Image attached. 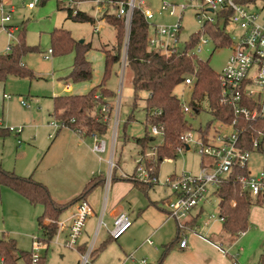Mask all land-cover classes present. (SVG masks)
<instances>
[{
	"label": "rangeland",
	"instance_id": "1",
	"mask_svg": "<svg viewBox=\"0 0 264 264\" xmlns=\"http://www.w3.org/2000/svg\"><path fill=\"white\" fill-rule=\"evenodd\" d=\"M31 1L32 0H4V2L8 3L6 9L11 7L15 8V12L12 14V21L7 25L18 27L19 31L15 34V39L10 38L3 30L4 28L2 27L0 18V55L7 54L8 47L16 44L23 30V23L27 31L28 45L39 46L41 49V53L27 56L29 68L36 75H39L38 77L41 80L36 79L31 81L30 79L11 77L7 81L5 87H0V129L6 130L11 127L24 128L20 136V140L22 141L21 144L14 133L0 136V164L7 170L16 171L20 176L29 177L33 175L35 180H37V177L45 179L50 183L51 189H49L51 193H53L58 200L67 201L78 193L79 186L81 185L79 181L83 176L87 179L91 173H103L105 178L109 177L110 153L111 156H113V154L116 153V147L118 152L117 159L115 156L113 158L115 159L116 166L114 170L116 176H121L123 175L122 173L132 176L136 169V161L139 159L138 152L140 149L136 144V140L145 135V104L144 101L139 102L138 110L135 112V120L126 124L132 111L134 95L132 74L127 69L124 57L121 64L114 69L113 75L107 84L108 88L116 94V99L114 100V114L110 126L111 133L107 138H104L107 143V152L100 155L93 154L91 151L93 148V141L90 139H86L85 145L81 146V148L74 146L75 144L70 140L71 135H69L70 133L67 131H63L59 139L60 141L53 145V139L56 137L58 130L51 126L52 123L56 122L55 119L50 116L53 113L52 98L55 97V93H61L63 91L66 82L72 84L70 81H67V77L70 75L71 68L74 65L75 53L66 56L53 55L51 59L46 60L44 58L45 53L52 49V32L55 27L64 24L65 29L70 31L76 40L80 42L86 40L87 43L93 42L95 46L100 36L104 39L107 37L110 41H113L114 31L113 29L103 30L100 36L97 33L94 36L95 27L91 24L74 23L71 20L65 21L67 19V11H59L58 0H41L34 10L28 8V4ZM72 1L74 2L73 8L75 11L80 10L81 12H89L91 15H98L97 10L101 7L100 14L103 16L104 8L107 7L109 9L111 6L109 0ZM145 2L147 6L155 12L160 9L161 0H145ZM66 3L67 2H65V4ZM61 4L65 6L63 2H61ZM94 7L96 10L93 9ZM194 16L195 12L193 10H188L185 14L183 21L184 28L180 33L178 43L180 48H184L185 44L190 40V37L201 28V25L198 24ZM124 19L126 22L124 42L126 46H128L131 24L127 22L126 18ZM153 22L169 25L174 23V18L169 17L167 14H156V18ZM220 25L223 26V23L221 22ZM232 29L233 27H229L227 31ZM113 42H103L99 48L101 51L91 50V54L89 53V59L92 62L94 70L93 79L86 83L89 84L88 87H91L89 91L98 86L101 82L104 72V54L102 50L111 49ZM231 55V48L222 47L217 50L214 44H210L208 50L200 55V60L207 62L215 73L221 74ZM79 84L80 83L73 85L76 91L80 90L78 88ZM5 94L9 98L5 99ZM174 94L179 100L189 103L192 88L185 87L181 84L175 89ZM182 94L184 97H182ZM145 97L146 96L143 95V99H145ZM21 100L27 102L30 107H23ZM201 108L198 114L195 112L186 114L188 123L192 125L194 129L193 134H195L196 140H198L197 131L213 121V115L208 107V102H203ZM214 128L219 130L218 123H214ZM115 131L117 132V143L113 137V132ZM226 131L231 133L232 129ZM125 134L129 138L127 141L124 139ZM159 143H161V138L158 137L155 144L159 145ZM100 158L104 159L105 162L101 163L99 161ZM202 161L203 159L199 154V145L196 144H191L190 150H186L184 153L178 155L176 159L164 161L161 164L158 177L161 185H155L154 189L149 192V197L153 201H156L170 194L171 191L163 187L162 184L168 177L174 174L198 176ZM84 163H87L90 169H86L87 167L83 168ZM250 168L255 173L263 170V159L259 154L253 156ZM136 178L144 182L139 177V172ZM64 180H71V184H69L67 188L62 186V181ZM211 192L212 191H210V194ZM98 198L100 199V197ZM101 201V209L104 206L107 207V204L110 208L114 202L112 195H110L109 202L107 196ZM123 205L126 206V203L123 202ZM43 211L44 209L41 205L32 206L27 199L12 189L7 187L1 189L0 240L3 238V234H6V238L8 237L16 240L20 251L30 253L33 246V237L43 238V234L38 229L37 224V218L43 214ZM213 214L217 216V219L212 220L211 226L219 227L218 222H221L219 199L216 196H213L212 203L207 205L206 215L202 216L201 224ZM66 215H68V213ZM106 222L109 228H112L113 223L112 220H109V217L106 218ZM98 223L99 218L95 225L90 226V223H88V230L91 236L88 245L94 240L95 234L98 231ZM173 226L172 223L171 227ZM136 228L137 224L119 238L118 241L112 240L107 251L98 260L94 261L92 259V264H122L126 255L136 252V249L140 247L132 237ZM249 228L251 229V225ZM200 231L201 233L206 232L204 230ZM139 236L143 238L141 243L148 237L145 236L144 232H141ZM103 237H106L105 228L103 229L101 239ZM97 243L98 236L96 238L95 247ZM155 243L160 249L158 241ZM143 255H147V259L152 264L158 259V254L147 246L143 247V249L137 253L136 257L139 259V257ZM43 256L46 259L45 264L82 263L81 254L77 250L66 249L56 246L55 244L50 246L47 253L44 251ZM0 264H2L1 259ZM19 264H26V262L22 260ZM127 264L134 263L129 261Z\"/></svg>",
	"mask_w": 264,
	"mask_h": 264
},
{
	"label": "trees",
	"instance_id": "2",
	"mask_svg": "<svg viewBox=\"0 0 264 264\" xmlns=\"http://www.w3.org/2000/svg\"><path fill=\"white\" fill-rule=\"evenodd\" d=\"M127 1L110 0L111 6L101 18L105 21L107 27L113 29L115 35V41L112 43L111 49L102 50L105 54V74L102 83L84 95H67L53 98L51 117L61 124L57 134L63 129H70L82 138L93 136L107 138L111 133L110 126L114 114V100L116 99L115 92L110 90L107 84L113 75L114 69L126 57L127 69L132 74L134 95L132 111L126 124L135 120V112L138 110L140 101H144L146 116L144 123L145 135L136 140V144L140 149L138 156L141 162L137 163L132 176L121 179L132 182L135 187L147 193L155 184L138 180L136 176L139 168L143 166L149 173L150 179L158 178L164 160H174L180 155L181 135L194 130L186 119L180 100L174 94L175 89L183 84L188 76L195 75L196 79L191 96V105L194 108L199 107L202 109L201 104L208 102V107L213 115V121L198 130L202 136L209 134L210 130L214 128V123L230 124L233 122L234 117L231 109L222 107L219 103L220 83L218 74L210 68L207 62L188 55V52L196 46L203 34L211 38L217 50L222 47L230 48L233 41L227 33L230 13H224L222 15L225 19L216 23H208L203 30L193 34L185 44L184 52L180 51L171 55L160 54L149 50V39L153 35L154 27L145 20L140 11L136 10L131 22L128 46H126L124 42L126 22L124 18L118 17L117 12L119 3H126ZM252 1L255 0H243L244 3ZM58 6L68 12L69 20L76 23H88L92 26L96 24L95 19L85 12L78 10L75 14L72 8H62L64 5L59 0ZM221 22L223 26L220 25ZM51 46L54 56H66L75 53L73 69L67 77V81L78 84L92 80L94 70L87 56L94 49L93 42L81 43L73 37L70 31L56 28L51 34ZM40 51L39 46L28 45L27 31L23 23V30L19 35L18 42L13 46L12 52L0 55V85L6 83L11 77L35 79L34 72L24 65V60L28 55ZM143 95L146 96L145 99H143ZM154 126L163 129L162 144H155L158 137L153 136L150 131ZM244 127L246 129L240 138L241 146L252 151L254 140L259 133H264V120L249 123ZM8 134H10L8 129H0V136ZM124 139L125 141L129 139L126 134ZM154 148V154L151 156ZM117 154L116 147L115 158ZM255 154H259L264 162V148L262 146L254 152ZM250 171V168L236 169L215 191L220 200L219 213L224 218L222 233L223 236L230 239V244H233L249 230V217L252 207L264 205V197L251 198L237 181L238 176H247ZM114 177L115 170L113 179ZM104 178V175L94 178L85 186L78 197L69 202L60 203L53 198L49 188L37 182L33 176L23 177L5 170L0 165V187L12 189L27 199L33 206H43L44 213L38 218V225L48 243L57 234L58 222L62 215L80 201L86 200L103 183ZM47 220L48 224H46ZM196 220L193 222H196ZM191 225H194V223H191ZM112 240L109 237L105 243L94 249L92 254L94 261L105 251ZM180 241L178 234L173 242L164 246L163 254L155 264H163L173 248L180 244ZM221 249L224 250L222 247ZM0 258L4 264H18L22 260L30 264V254L20 251L14 239L4 238L0 241ZM45 262L44 257L42 264H45ZM257 264H264V250Z\"/></svg>",
	"mask_w": 264,
	"mask_h": 264
},
{
	"label": "built area",
	"instance_id": "3",
	"mask_svg": "<svg viewBox=\"0 0 264 264\" xmlns=\"http://www.w3.org/2000/svg\"><path fill=\"white\" fill-rule=\"evenodd\" d=\"M40 1L32 0L28 4V8L34 10ZM59 1L64 4L67 2L65 7L74 10L72 0ZM6 7L8 6L4 0H1L2 27L10 38L15 39V34L19 31L18 27L7 26L12 21L15 8L6 9ZM136 10L140 11L145 20L154 27L153 35L149 39V50L164 55L184 52L185 47L180 48L178 43L180 33L184 28L185 14L188 10L195 12L194 18L201 25L199 31L203 30L208 23H216L225 19L222 15L224 13H230L228 28L233 27L232 30L227 31L233 41L230 46L232 55L222 73L218 74V79L220 83L219 103L222 107L231 109L234 120L230 124L218 123L219 130L212 128L206 136H202L197 131L198 140L195 139L194 130L183 133L180 137L182 147L179 149V154L190 150L191 144L199 145V154L204 160V163L201 164L200 173L198 176L175 174L168 177L162 184L172 193L171 198L163 201V207L168 214V218L176 223L181 239L180 248L185 249L188 246L190 236L193 234L199 235L196 228L189 225L192 214L206 201L210 191L215 192L236 169L250 168L254 152L261 146L264 148V133L258 134L252 145V151L244 149L240 142L241 135L246 129L244 126L258 120H264V0L246 3L243 0H182L180 2L162 0L160 9L157 12L149 8L145 0H128L126 3H119L117 15L120 18H126L127 22L131 24ZM156 14H167L169 17L174 18V23L156 25L153 22ZM95 31L98 32L97 29ZM210 44H214L211 38L203 34L196 46L188 52V55L200 59V55L208 50ZM13 46L8 47L7 54L12 52ZM52 56L53 50L51 49L44 55V58L49 60ZM125 64L127 65V61ZM195 84V75L188 76L183 83L185 87H191L192 91ZM182 97H184L183 94ZM21 104L24 107H30L24 100H21ZM180 105L185 114L192 112L198 114L201 110L199 107L194 108L191 105V99L189 103L180 100ZM51 126L57 130L61 128V124L57 121L52 123ZM228 129H232V132H227ZM8 130L16 136L23 133L22 127H11ZM150 131L153 136L161 138L159 144H162V127L154 126ZM113 137L117 143L116 131L113 132ZM93 138V152L99 155L105 154L107 152L105 140L98 136H93ZM154 150L155 148L152 150L151 155L154 154ZM114 156L115 154L111 156L109 161L110 174L107 178V189L110 187L116 166ZM164 161H168V159ZM140 162L138 160L137 163ZM138 172L139 177L144 182L161 185L158 178L150 179L149 173L143 166L139 168ZM237 181L251 198L264 197V168L258 173L251 170L247 176L240 175L237 177ZM105 210L106 206L103 207V212ZM90 214L91 206L89 202L82 200L75 205V209L67 221L60 220L58 222L57 234L50 243L44 237H33L30 264H42L43 252H46L50 244L78 251ZM216 219L217 216L213 214L208 217L206 224L208 225ZM220 221L224 223V218L221 216ZM132 225L133 222L128 213H120L115 217L112 228L108 230L109 235L113 240H118L131 229ZM102 226H105V224L101 219L99 229ZM64 234L65 238L62 239ZM97 236L98 231L93 242L81 254V264H92V254ZM148 242L151 243L150 240ZM139 264H148V262L142 260Z\"/></svg>",
	"mask_w": 264,
	"mask_h": 264
},
{
	"label": "crops",
	"instance_id": "4",
	"mask_svg": "<svg viewBox=\"0 0 264 264\" xmlns=\"http://www.w3.org/2000/svg\"><path fill=\"white\" fill-rule=\"evenodd\" d=\"M170 1H172V0H170ZM173 2H180V1L173 0ZM5 4L8 5V3H6V2H5ZM100 4H103V3H100ZM109 4H110V0H109ZM58 8H59V6H58ZM62 8H66V7L63 6ZM93 9L96 10L95 7ZM100 9H101V7H99L97 10L98 15H91L89 12H85L88 15H90L91 17H93L96 21V24L94 25V27H95L94 36L96 35V33L100 36L101 31H103V30L106 31V30L110 29L109 27H107L105 21L101 19L102 14H100ZM61 10L62 9L59 8V11H61ZM107 10H108V8L105 7L104 12H106ZM64 11H66V10H64ZM82 12H84V11H82ZM104 12H103V14H104ZM0 18H1V15H0ZM67 20H69L68 19V12H67V19L65 21H67ZM74 23H76V22H74ZM82 24H85V23H82ZM154 24L159 25L160 23L157 24V22L156 23L154 22ZM56 28L65 29V25L64 24L58 25L57 27H55V29ZM96 29L98 30V32L95 31ZM113 38H114V40L113 39L112 40L115 41V35H113ZM113 41H110V39L107 37L104 39L100 36L98 43L95 46L93 44V46H94L93 50L101 51L99 48L103 42L107 43V42H113ZM83 42H87V41L83 40ZM90 52H92V51H90ZM39 53H41V51ZM45 54H47V53H45ZM90 54H88V56H87V59L89 62H91L89 59ZM2 55H5V54H2ZM24 65H26L29 68L27 57L24 60ZM72 69H73V66L71 68L70 74L72 72ZM104 74H105V54H104V72H103V76L101 78L100 84L103 81ZM38 76L39 75L35 74L36 78L32 79L31 81L36 80V79L41 80ZM93 76H94V71H93ZM88 82H90V81H88ZM6 83L1 84L0 87L1 86L5 87ZM86 83L87 82L80 83L79 87H78L80 90L76 91L74 86H73L74 85L73 83L68 84L66 82L65 83L66 86L63 88V91L61 93H55V95H54L55 97H53V98H56L59 96H67V95H84V94H87L90 92L89 90L91 87H88L89 84H86ZM4 98L7 99L6 94L4 95ZM53 98H52V100H53ZM23 131H24V128H23ZM63 131H67L70 133L69 134V135H71L70 140H72V143L75 144L74 146H78L81 148V146L85 145L86 139H90L91 141H93V146H94V138L93 137L82 138L79 135H77L76 133H74L73 131H71L70 129H63L58 134L56 133V137L53 139V143H52L53 145L58 143V141H60L59 139H60ZM20 136H21V134L19 136H17V138L19 139L18 141L21 144L22 141L20 140ZM91 151L94 154L93 148L91 149ZM110 157H111V153H110ZM138 160L136 161V166H137ZM99 161L101 163L105 162V160L101 159V158ZM168 161H170V160H168ZM201 164H202V162H201ZM263 164H264V162H263ZM85 167H87L86 169H90V168H88L87 163L83 164V168H85ZM83 168H82V172H83ZM5 170H7V169H5ZM7 171H10V170H7ZM10 172L16 173V171H14V170L10 171ZM122 174L123 175H121V176H116V172H115L116 178L114 177V179H113V177H112V181H111L110 187L108 189L106 186L107 178H104L103 183L101 185H99L87 197L86 200L89 202V204L91 206V214H90L89 219L87 221V225H86L84 235L82 237L81 245H80L78 252L80 254H82L85 252L86 248L88 247V244L90 241L89 238L91 237L90 231L88 230V223H90V226L95 225L97 222V219L99 218V223L97 226L98 227V229H97L98 230V243L96 244L97 245L96 247H98L100 244L105 243L108 240V238L110 237L108 230L111 228H109V226L106 222V218L109 217V220H112V223H113L115 217L118 214L128 213V215L130 216V218L133 222V225L131 228H133L134 225L137 224V228L135 229L132 237H133V239H135V242L138 245H140V247H138L136 249V252L131 253L129 255H126L122 264H127V262H129V261L133 262L134 264H139L142 260H147L148 264H152L147 259V255H143L142 257H139V259H137V257H136L137 253L140 252L141 249H143V247H145V246L149 247L150 249H153L158 254V259L156 261V262H158L162 256V254H163L164 246L173 242L178 237V234H179L176 223L173 220L168 218V214L163 207V201L168 199V198H171L172 193L170 192V194H167V196L161 197L158 200L153 201L149 197V192L152 189H154L155 186L152 189L148 190L147 193H144L139 188L135 187V185L132 182L122 180L121 178L129 176L125 173H122ZM91 175H89V178L87 177V179L85 178V176H83L82 179H80L79 184H81V185L79 186V189H78L79 191H78V193H76L74 195V197L72 196L71 199H69L67 201H61V200H58L53 193H51L53 198L57 202H60V203L69 202V201L73 200L74 198L78 197L83 192L85 186L91 180H93L94 178H97L99 176H102L103 173L102 174L91 173ZM36 181L46 185L47 187L49 186L48 188L51 189L50 183H48V181H46L45 179H41V178L37 177ZM70 182H71V180H64V181H62V186L64 188H67V186L69 184H71ZM3 188H6V187H0V190ZM110 195L113 196L114 202L110 208L108 207V204H107L106 210H105V212H103V208L101 209V204H102L101 200L105 196H107L108 202H109ZM213 196H216L218 198L217 194L214 191H212L211 194H209L207 196L206 201L201 204V206L192 214V216L189 219V225L191 227L196 228V231L199 235H196V234L191 235L189 238L188 246L185 249L180 248V244H177L173 248V250L169 253V255L167 256V258L165 259L163 264H257V262H259L260 256L262 255L263 250H264V205H256V206L252 207L251 212H250V217H249L251 229L249 228L250 230H248L246 233L242 234L233 244H230V239L223 236V233H222L223 223L222 222H218L219 227L211 226L212 221L207 225L206 222L208 219L205 222H202V224H201L202 216L206 215V207L208 204L212 203ZM98 197H100V199ZM123 202L126 203V206L123 205ZM219 204H220V200H219ZM74 209H75V206L71 207L68 211H66L62 215L60 220L64 221V222L67 221L71 217V214L74 211ZM43 213H44V211H43ZM67 213H68V215H66ZM38 218H37V224H38ZM101 219L103 220L105 226H102L99 229V224H100ZM194 220H196V222H193ZM172 223L174 225L173 227H171ZM191 223H194V225H191ZM46 224H48V220L46 221ZM104 228H105V233H106L107 238L103 237L101 239ZM38 229H39V225H38ZM200 230L206 231V232H204L205 234L201 233ZM141 232H144L145 236H148L147 239L145 241H143L142 243H141V241L143 240V238H141L139 236V234ZM65 234H66V232H65ZM65 234H64V236H62V239L65 238ZM4 238H6V234H3L2 239H4ZM6 239H8V237ZM154 239H155V241H154ZM148 240H150L151 243H149ZM156 241H158V245L160 246V249L157 247V245L155 243ZM50 246H51V244L49 245L48 249L46 250V253L49 250ZM108 246L105 249V251L99 255L98 259L107 251ZM221 247L224 248V251H223V249H221ZM131 256H133V258H131ZM1 262H2V264H4L2 259H1ZM156 262H154L153 264H155ZM26 264H28V263L26 262ZM108 264H110V263H108Z\"/></svg>",
	"mask_w": 264,
	"mask_h": 264
},
{
	"label": "water",
	"instance_id": "5",
	"mask_svg": "<svg viewBox=\"0 0 264 264\" xmlns=\"http://www.w3.org/2000/svg\"><path fill=\"white\" fill-rule=\"evenodd\" d=\"M81 43H84L83 41H81Z\"/></svg>",
	"mask_w": 264,
	"mask_h": 264
}]
</instances>
